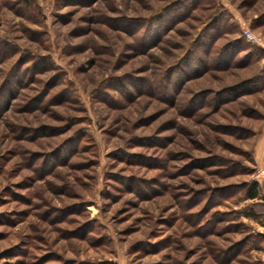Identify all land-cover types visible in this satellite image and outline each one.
<instances>
[{"label":"rangeland","instance_id":"obj_1","mask_svg":"<svg viewBox=\"0 0 264 264\" xmlns=\"http://www.w3.org/2000/svg\"><path fill=\"white\" fill-rule=\"evenodd\" d=\"M263 141L264 0H0V264H264Z\"/></svg>","mask_w":264,"mask_h":264},{"label":"built area","instance_id":"obj_2","mask_svg":"<svg viewBox=\"0 0 264 264\" xmlns=\"http://www.w3.org/2000/svg\"><path fill=\"white\" fill-rule=\"evenodd\" d=\"M245 36L251 41V42H255V37L253 36V34L247 29L245 30ZM256 177L257 179H263L264 178V166H261L260 168H258L257 173H256Z\"/></svg>","mask_w":264,"mask_h":264},{"label":"trees","instance_id":"obj_3","mask_svg":"<svg viewBox=\"0 0 264 264\" xmlns=\"http://www.w3.org/2000/svg\"><path fill=\"white\" fill-rule=\"evenodd\" d=\"M256 187H257V184L255 185V187H253V188L249 191L248 196H249L250 198H256V197L259 196V191H258V189H257Z\"/></svg>","mask_w":264,"mask_h":264},{"label":"crops","instance_id":"obj_4","mask_svg":"<svg viewBox=\"0 0 264 264\" xmlns=\"http://www.w3.org/2000/svg\"><path fill=\"white\" fill-rule=\"evenodd\" d=\"M261 144H262V142H261ZM263 145H264V141H263Z\"/></svg>","mask_w":264,"mask_h":264}]
</instances>
